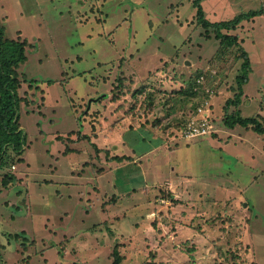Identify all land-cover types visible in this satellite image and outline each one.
<instances>
[{"label": "rangeland", "instance_id": "obj_1", "mask_svg": "<svg viewBox=\"0 0 264 264\" xmlns=\"http://www.w3.org/2000/svg\"><path fill=\"white\" fill-rule=\"evenodd\" d=\"M201 3L212 23L264 10ZM0 24L27 43L26 142L0 165V264H114L116 252L121 264H264V137L224 122L264 124V12L225 31L233 41L194 0H0ZM243 51L249 81L228 105ZM198 74L213 135L182 129Z\"/></svg>", "mask_w": 264, "mask_h": 264}, {"label": "trees", "instance_id": "obj_2", "mask_svg": "<svg viewBox=\"0 0 264 264\" xmlns=\"http://www.w3.org/2000/svg\"><path fill=\"white\" fill-rule=\"evenodd\" d=\"M201 2L202 0H194L199 20L205 26L214 24L216 36L221 38L222 41L226 37L230 38L228 36L230 33L225 31L233 29L242 20L259 16L264 12V10H249L248 12L240 13L232 19H224L223 21L212 23L205 18V10L203 9L204 7L202 8L203 5ZM4 33L5 28L0 24V165L1 160L5 159L10 162L9 165H6V167H9L14 163L15 156H19L23 153L26 142L25 131L19 125L21 117V97L18 91L21 83L16 67L24 63L27 59V43L14 38H4ZM233 39L234 38H230V41H233ZM243 53L245 54V58L241 64V74L235 76V81L237 83L235 89L236 93L234 98L228 99V102H230L228 105L231 103L237 105L241 103V98L244 96L243 87L249 81L251 62L248 59V53H246V51H243ZM186 84L188 85L185 91H190V96H194V92H192V86H194L193 79L190 77ZM253 115L245 117L240 115L239 112L226 113L224 122L226 126L231 128L236 125H241L246 128L250 127L264 137V124L259 120V115ZM9 150L13 152V156L8 153ZM129 157L135 161L134 158L136 156ZM15 236H24V239H27L25 232L24 234L16 233ZM121 261L120 254L116 252L114 264H121Z\"/></svg>", "mask_w": 264, "mask_h": 264}, {"label": "clouds", "instance_id": "obj_3", "mask_svg": "<svg viewBox=\"0 0 264 264\" xmlns=\"http://www.w3.org/2000/svg\"><path fill=\"white\" fill-rule=\"evenodd\" d=\"M191 78L194 81V86H192V89L194 92V97L196 98V103L194 105V108L191 111H187L185 115L183 116L185 118V121L183 122V127L186 121L190 118V117L187 118V116H189L192 111L194 112L195 115H197V117L202 116L203 114H206V113H208L209 115L213 114L209 112V109H210V104H208L209 90L204 80L205 77L198 74L196 75V77H191ZM199 86L202 88L201 90H205V93L202 94L201 90L200 91L198 90ZM209 87L212 88L214 86L209 85ZM212 132L214 134L215 131L212 130Z\"/></svg>", "mask_w": 264, "mask_h": 264}, {"label": "built area", "instance_id": "obj_4", "mask_svg": "<svg viewBox=\"0 0 264 264\" xmlns=\"http://www.w3.org/2000/svg\"><path fill=\"white\" fill-rule=\"evenodd\" d=\"M210 115L208 113L203 114L202 116H199L198 118H192L190 117L184 127L183 130L185 131V135H191L194 134V132H201L206 133L210 130L212 132L213 129L212 125L209 121Z\"/></svg>", "mask_w": 264, "mask_h": 264}, {"label": "crops", "instance_id": "obj_5", "mask_svg": "<svg viewBox=\"0 0 264 264\" xmlns=\"http://www.w3.org/2000/svg\"><path fill=\"white\" fill-rule=\"evenodd\" d=\"M218 137V136H217ZM208 141L211 143V139H208ZM143 157H141V156H136L135 158H134V160H136V159H139V160H141Z\"/></svg>", "mask_w": 264, "mask_h": 264}]
</instances>
